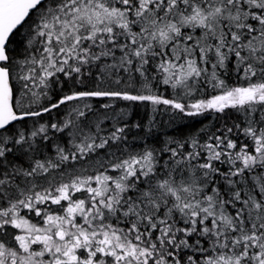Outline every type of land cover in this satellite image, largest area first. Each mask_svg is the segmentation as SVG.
Returning <instances> with one entry per match:
<instances>
[{"label": "snow or ice", "instance_id": "snow-or-ice-1", "mask_svg": "<svg viewBox=\"0 0 264 264\" xmlns=\"http://www.w3.org/2000/svg\"><path fill=\"white\" fill-rule=\"evenodd\" d=\"M104 97L242 119L133 152ZM0 264H264V0H0Z\"/></svg>", "mask_w": 264, "mask_h": 264}, {"label": "trees", "instance_id": "trees-1", "mask_svg": "<svg viewBox=\"0 0 264 264\" xmlns=\"http://www.w3.org/2000/svg\"><path fill=\"white\" fill-rule=\"evenodd\" d=\"M26 31L25 29L21 30ZM20 34L18 33L16 37L13 38V45L16 46L19 42ZM231 68V65L229 66ZM97 69L93 68L95 73ZM116 79L115 76L105 77L103 82L95 80V78L85 79L84 84H66L64 91H68L69 87H73L77 90H88L94 87L95 84L99 83L100 87L103 89H113L119 90L125 88V83L116 85L113 81ZM228 83H236L235 75L233 72H229ZM138 88L139 85H136ZM38 90V89H37ZM57 95L62 94L60 89L57 87L54 89ZM208 94H212L210 87L206 88ZM159 92L164 95L166 98H172L174 95L173 90L168 86H160ZM180 92V90H177ZM138 94V93H135ZM196 99L203 98L202 95H197ZM94 108L99 109L103 104H109L111 107L107 110L108 117H117L123 122L128 124V129L126 130L125 135L127 136V145L129 151H140L145 146H155L157 148L163 146V142L169 138L183 139L191 134L196 133L201 128H208L211 131H215L217 128H221L224 124L231 126L233 122H239L242 119V116L237 113L235 110H226V114H218L214 112H209V114L199 115L195 117H186L179 114H173V110L166 108L164 105L158 106V111L155 110V107L151 102H141V101H125L117 98H89L87 101ZM67 109L62 107L59 111L53 110L49 114H44L40 119V123L45 121H55L61 118L64 112ZM103 111V109H101ZM155 117L154 123L152 118ZM115 120H109L105 122V127H110L112 123H115ZM27 124L31 126L32 121H27ZM140 124V128L134 127V125ZM151 125V127H150ZM145 141L147 144L145 145ZM110 151H115L114 148ZM54 155V153H53ZM103 153H101V157ZM98 164L94 159L72 161L68 167V171H80L82 169H88V173H91ZM76 198H82L80 193L76 194ZM49 208L53 211L59 208L58 205H49ZM57 208V209H56ZM23 211V210H22ZM25 211H23L24 213ZM15 231V230H14Z\"/></svg>", "mask_w": 264, "mask_h": 264}, {"label": "rangeland", "instance_id": "rangeland-1", "mask_svg": "<svg viewBox=\"0 0 264 264\" xmlns=\"http://www.w3.org/2000/svg\"><path fill=\"white\" fill-rule=\"evenodd\" d=\"M191 102V101H190ZM205 114H207V113H205ZM208 114H209V112H208ZM204 115V114H203ZM41 207H45V206H41ZM47 207H49V205H47ZM57 209V208H56ZM52 212H54V213H56V212H59V208L55 211H53L52 209H50ZM23 211H25L24 213H23ZM22 212H21V215H24L25 216V218L26 219H28L31 223H34V224H37V225H39V226H43L42 225V220H41V218L40 217H36L35 215H34V213H28L27 212V210L25 209V210H23ZM16 232H19V230H15ZM35 247V246H34Z\"/></svg>", "mask_w": 264, "mask_h": 264}]
</instances>
